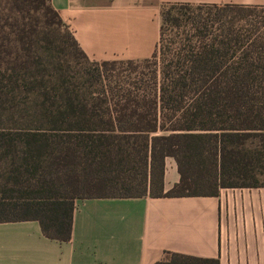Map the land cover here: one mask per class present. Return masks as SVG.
<instances>
[{"label":"trees","instance_id":"trees-1","mask_svg":"<svg viewBox=\"0 0 264 264\" xmlns=\"http://www.w3.org/2000/svg\"><path fill=\"white\" fill-rule=\"evenodd\" d=\"M159 18L149 56L97 60L50 0H0V221L69 240L81 197L264 185V5L164 3Z\"/></svg>","mask_w":264,"mask_h":264},{"label":"crops","instance_id":"crops-1","mask_svg":"<svg viewBox=\"0 0 264 264\" xmlns=\"http://www.w3.org/2000/svg\"><path fill=\"white\" fill-rule=\"evenodd\" d=\"M92 59L149 56L164 3L264 5V0H50ZM179 178L165 158L163 188ZM175 251L219 264H264V185L214 195L90 196L75 201L69 240L35 219L0 221V264H152Z\"/></svg>","mask_w":264,"mask_h":264},{"label":"rangeland","instance_id":"rangeland-1","mask_svg":"<svg viewBox=\"0 0 264 264\" xmlns=\"http://www.w3.org/2000/svg\"><path fill=\"white\" fill-rule=\"evenodd\" d=\"M64 28V27H63ZM65 29V28H64ZM63 55V59L65 60L64 61V66H67L68 67V69L69 70H72V69H77V68H82L84 65H87V63L83 60L81 63H77V64H75L74 65V62L73 61H70V62H72V63H70V62H67L66 61V57H68L67 56V54H64V53H61V56ZM4 115H6L5 113H4ZM15 116H18V115H15ZM0 125H6V123H2V124H0Z\"/></svg>","mask_w":264,"mask_h":264}]
</instances>
